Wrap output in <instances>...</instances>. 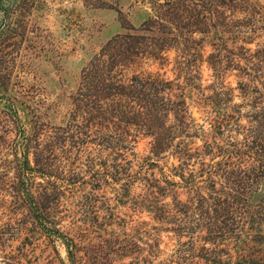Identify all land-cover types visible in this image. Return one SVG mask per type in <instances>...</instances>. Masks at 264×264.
Here are the masks:
<instances>
[{
	"label": "rangeland",
	"instance_id": "1",
	"mask_svg": "<svg viewBox=\"0 0 264 264\" xmlns=\"http://www.w3.org/2000/svg\"><path fill=\"white\" fill-rule=\"evenodd\" d=\"M211 9L225 19L209 21ZM130 34L144 48L165 39L170 49L162 53L164 67L161 59L143 56L135 72L125 70L126 84L140 88L127 78L160 73L159 88L173 81V88L188 94L187 109L170 115L173 148L161 159L149 156L147 138L117 160L109 148L112 132L100 129L90 100L80 101L88 88H107L100 82L109 77V49ZM197 59L203 61L200 72L191 67ZM23 128L40 133L41 142L64 131L78 136L50 156L70 172L62 174L61 231L83 217L87 198L117 206L128 187L126 206L116 208L133 220L113 247L122 250H111L113 243L95 234L70 232L76 243L70 257L62 240L19 208L5 183L0 264H18L20 255L29 264H203L215 238L203 231L215 222L205 214L209 205L230 204L226 225L236 234L251 217L264 216V0H0V176L9 172L6 182ZM73 139L81 144L72 146ZM93 186L100 189L92 192ZM147 200L170 204V221L134 214ZM140 222L148 224L136 232Z\"/></svg>",
	"mask_w": 264,
	"mask_h": 264
},
{
	"label": "trees",
	"instance_id": "2",
	"mask_svg": "<svg viewBox=\"0 0 264 264\" xmlns=\"http://www.w3.org/2000/svg\"><path fill=\"white\" fill-rule=\"evenodd\" d=\"M218 5L221 6V4ZM210 12L211 16L207 17L209 21L215 20V15L223 18L225 14L212 9ZM209 21L203 20L207 26ZM211 25L216 26V23H209V26ZM141 45H143L142 42L131 34L115 40V44L109 49L112 51L109 52V61H104L106 72H108L106 74L109 77L100 82L107 88H88V93H85L84 98L80 99L82 103L86 98L93 103V112L96 113L94 118H97L100 129L112 132L109 148L116 152L117 160L122 158L123 152L137 148L139 143L147 138H150L149 156L155 157V159L166 156L173 148L171 133L174 132V124L169 123L170 115L173 114L175 118L181 107L187 105L188 94L182 90L183 88H173V81L167 82L169 85L167 88H164V85L163 88L158 87L160 82L163 83L160 73L141 72L133 74L132 78L129 77L130 79L127 78L128 82L134 80L140 88H132L134 83L126 84V79H123L125 70L135 72L143 56L154 63L161 59V67H164L168 59L162 55L163 52H168L170 49V44L165 39L159 43L149 44L145 48ZM194 62L191 67L194 68V71L200 72L199 69L203 61L197 59ZM175 63L174 69L177 71L180 69V63L178 60ZM208 63L210 67H216L214 62L209 61ZM119 68L122 79L117 78ZM107 79L108 82H106ZM78 106V108H82L81 104ZM180 121L182 122V120ZM59 129L64 130L62 127ZM64 132L52 135V140L41 142L39 140L40 133H36L32 129L29 131L26 128L20 129L19 134L23 135V139L17 142L13 158L9 161L13 174L8 182L3 177L7 176L9 172L0 176V185H2L0 190L4 189L5 183L10 184L13 192L16 193L15 203L19 204V208L27 210L34 223L42 230L44 229L49 236L62 240L70 257H72L71 250H74L76 246L70 232H75L73 234L77 233L83 237L95 234V238L113 243L111 250H122V248L113 249V247L118 243L119 235L124 233L126 225L133 220V214L121 213V211H117L116 207L126 206L125 198L128 197L129 187L125 189L122 196L120 194L117 206L105 207L99 205L97 199L87 198L82 204L84 206L83 217L74 220L66 233L59 227L65 216L62 215L64 212L62 199L66 192L63 189L64 185L61 184V181L64 180L62 174L65 171L70 172L64 170V166L57 164L50 156L55 154V151L60 147H65L70 138L78 137L76 134L66 135L68 131ZM71 141L72 146L81 144L79 140ZM117 167L120 168V164H117ZM37 178H41L43 181L39 182ZM72 179V177H67L65 181ZM112 179L115 182L118 181L114 177ZM69 183L71 184V182ZM98 189L100 186H93L92 192ZM216 203L212 206L209 205L205 211V214L215 222H213L212 228L203 227V231L214 233L215 238L214 241H211L214 247L210 250L209 256L201 260L202 263L264 264V216H259V220L251 217L246 222L244 232L236 234L235 230L226 225L230 219V212H232L230 204L223 200ZM169 205L160 206L158 201L147 200V203H138L133 208V213L140 215L146 212L155 222L168 223L173 211ZM218 221L221 223L220 226L217 225ZM147 224L140 222L134 230L139 232L140 228ZM27 232H25L26 239ZM107 236L112 237L111 240L110 238L105 239ZM113 238L116 239L115 242ZM99 246L100 248L104 247L102 243ZM138 247L140 246L138 245ZM16 261L18 264H29L30 262L29 258L24 255L16 256Z\"/></svg>",
	"mask_w": 264,
	"mask_h": 264
}]
</instances>
